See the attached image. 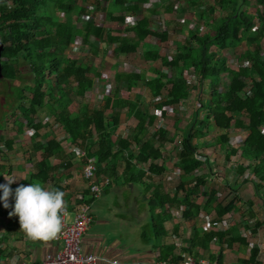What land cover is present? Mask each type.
I'll use <instances>...</instances> for the list:
<instances>
[{
  "label": "trees",
  "instance_id": "obj_1",
  "mask_svg": "<svg viewBox=\"0 0 264 264\" xmlns=\"http://www.w3.org/2000/svg\"><path fill=\"white\" fill-rule=\"evenodd\" d=\"M213 1L206 5V0H164L161 8H147L151 0H0V43L3 46L0 78L22 77L23 63L29 66L27 72L31 77L25 87L14 90V100H8L7 107L15 117L11 123L18 133H22L26 125L31 130L28 145L17 147L14 138L0 137L4 143V149L0 150L3 153L27 154L31 168L27 169L22 185L53 183V189L63 191L65 198L70 185L62 187L59 183L70 182L71 168L78 166L79 171L83 170L87 156L95 158L96 175L100 177L128 178L131 182H140L145 177L153 181L157 173L167 171V179H170L171 169L166 162L174 155V167L179 171L174 178L179 179L180 187L178 185L171 197L160 191L161 184L155 199L163 208L170 203L178 207L184 205L185 218H199L203 209L207 213L215 209L216 217L212 222H217L221 216L235 210V204L223 205L218 201V191L208 188L212 162L200 153L194 141L205 137L214 123L227 132L216 138L222 146L229 142L228 133L244 132L243 140L231 147L227 156L239 150L240 158L250 161L246 166L239 163L237 168L241 174L253 168L257 177L252 180L254 193L264 199V192L260 193L264 185V0H255L252 10L246 8L252 5V0ZM162 9L166 13L194 11L196 17L205 18V23L214 24L216 30L202 35L189 28L190 18L177 20L184 39L178 42L171 58L163 56L157 49L148 48L145 41L149 34L157 35L152 23L158 25L159 21L153 16ZM101 12L108 22H116L122 28L114 29L110 24L95 26V18ZM188 16L191 17L189 13ZM239 34L248 40L254 39V43L244 52L245 63L232 68L220 52L227 38H237ZM168 35V30H162L158 36L166 41ZM93 37L97 40L93 41ZM74 40L87 46L84 60L76 58ZM99 49L104 53L110 51L115 59L122 57L128 65L129 59L141 49L144 62H158L160 67L151 64V75L142 67L139 71L127 67L115 71L114 93L103 94L101 104L95 107L85 97L102 76L94 61ZM135 64L137 66L138 62ZM189 70L194 72L193 82L185 75ZM222 79L224 85L220 86ZM206 80L210 82L209 93L204 96L201 89ZM123 82L127 84L128 97L120 93ZM28 90L30 95L26 94ZM196 91L197 107L184 119L186 121L181 120L180 109L188 107L190 96ZM75 103L78 107L73 110ZM17 110L25 121L16 118ZM41 110L53 116V123L37 118ZM159 115L174 116L177 128L183 131L181 148L172 144L179 140L177 133L170 136L162 126L150 132L149 127H156ZM130 119H135L136 123L127 127L125 135L119 133L114 138L116 128ZM5 124L0 123V129ZM56 127L61 129L59 133L55 132ZM68 143L72 145L70 150H67ZM168 143L171 149L165 153ZM81 150L86 152V157L80 155ZM74 159L78 161L77 166ZM11 160H7L9 164H0V177L12 169ZM203 165L209 172H204ZM17 186L9 187L14 192ZM231 186L237 190L240 184ZM83 192L87 193L88 189ZM203 194L207 195L206 201L197 203L196 199ZM152 203L156 204L155 200ZM249 203L252 205V201ZM13 204L12 195L8 198V208L1 204L0 218L9 232L19 228L18 216H9ZM255 209L250 211L247 220L256 219ZM261 223L256 220L255 230ZM233 230H227V234ZM223 235L218 233L219 238ZM204 237L209 239L207 234ZM237 239L248 245L245 238ZM258 256L259 249L255 247L250 258L252 264H264Z\"/></svg>",
  "mask_w": 264,
  "mask_h": 264
},
{
  "label": "crops",
  "instance_id": "obj_2",
  "mask_svg": "<svg viewBox=\"0 0 264 264\" xmlns=\"http://www.w3.org/2000/svg\"><path fill=\"white\" fill-rule=\"evenodd\" d=\"M153 2H155V0H151V2L147 4V8H161L164 0L159 5L153 4ZM157 17L158 15L153 16L155 19H157ZM112 23L115 24L116 22ZM113 28L115 29L117 27L113 26ZM146 39L145 41L147 42ZM154 40L155 37H152L150 41L154 42ZM147 44L151 43L147 42ZM140 53L139 51L136 56H142ZM148 62H150V64H147L148 67L146 65V67L143 68H146L148 73H150V65L155 62ZM132 69L139 71L138 67H132ZM120 71L121 70H118V72ZM196 93L197 91L190 96L191 102L188 107L184 106L183 109L196 106L194 103L196 102ZM202 93L204 96L208 94H204L205 92ZM178 117L181 120L185 119L183 116ZM130 120L134 121L132 125L136 123L135 119ZM157 120L158 119H156V121ZM211 127H215L217 132L213 133L212 129H210L208 134L203 137L207 138L206 143L203 141L199 144H202L201 150L204 151L203 155L208 156L212 164H215L216 158L210 157L226 147V145L222 146L219 142L217 143L216 138L227 132L216 127L214 123ZM178 129H180V127H178ZM180 132L182 136V129H180ZM126 133L123 132L120 134L125 135ZM228 134L230 136L229 143H231L233 142L231 138L232 134L236 135V133L232 132ZM116 136L117 135H113L114 138H116ZM179 138L182 137L179 136ZM197 140L198 139H194L195 143H197ZM227 145L229 144L227 143ZM236 145L237 144L233 146ZM230 150L231 148H229L228 152ZM227 155L228 153H226V156ZM74 161V165L77 166L78 161L76 159H74ZM171 162L170 159V161L166 162V166L168 169H171L169 172L172 178L170 179H173L175 183L177 179L174 178V175L177 174V169L174 167L175 162L172 165ZM12 167L14 168V165H12ZM77 168L79 167L77 166L71 169L72 175L70 182L64 181L59 183L63 184L62 187L70 185L67 188L68 194L63 199L67 207L70 208L71 213L76 204L75 192L78 194L88 189L89 186V180L84 178L83 170L79 171ZM27 169L28 168H25V170ZM27 172L28 170L25 173L27 174ZM204 172H209V169H205ZM211 172L209 180L216 178V176L213 177L214 170H211ZM26 174L21 178L19 183H13L10 187L13 185H22L26 180ZM167 175V171L161 174L157 173L153 181L143 177L140 182H131L128 178L125 180H115L114 178L109 179L107 176L100 177L101 175H96V180L102 186V191L99 196L91 200L90 213L92 221L81 241L82 252L84 254H93L99 257L93 264H155L160 261H167L172 264L180 261L183 255L205 258L217 264H252L250 258L255 247L259 249L258 259L264 261V241L257 237V235L261 234V229L259 227L255 230L257 217L250 222H246V224H241L238 219L241 207L239 204H235V210L223 215L228 216V222L226 224H221L220 229L216 232L207 230L205 229L206 225L215 224V222H212L216 217L215 209L210 213H207L203 209L200 212L199 218H185L183 216L184 205L178 207L176 203H170L165 204L164 209L158 203L157 199H155L156 195L159 194L156 191L161 184L164 187L161 186L160 191L165 192L171 197L175 195L174 193L176 192L177 186H175L173 190H169V187L165 183V181H167ZM78 176H80L81 179L78 178ZM4 179V174H2L0 183H2ZM105 179L109 180L108 184L104 182ZM243 182H252L249 174L248 177H245ZM235 184H238V182ZM149 185H151L150 189L147 188ZM42 187L53 189V183H47ZM87 193H89V189ZM161 195H163V193H161ZM206 198V194L200 195L196 199V202L204 204ZM152 200H155L156 204L152 203ZM239 201H241V199ZM261 202L264 208V199L262 197ZM1 204L2 202H0V211L2 209ZM252 207L253 204L251 205L249 203L246 213L251 211L250 209ZM70 217H73V214H70ZM252 222L255 223L250 225L249 223ZM234 228H237V230H233ZM227 230H233V232L228 235ZM247 230L253 232V239L250 240L244 235ZM218 233H223V237L219 238ZM205 234L208 235L209 241L205 240ZM238 237L245 238L248 245L241 243L239 239H237ZM233 238H235V241H231ZM60 247L61 243L54 240H30L18 227H15L13 231L9 232L5 221H3L2 217L0 218V264H41L47 253L54 254Z\"/></svg>",
  "mask_w": 264,
  "mask_h": 264
},
{
  "label": "rangeland",
  "instance_id": "obj_3",
  "mask_svg": "<svg viewBox=\"0 0 264 264\" xmlns=\"http://www.w3.org/2000/svg\"><path fill=\"white\" fill-rule=\"evenodd\" d=\"M162 1L163 0H155L153 4L159 5ZM206 1H207L206 5H209L214 2L213 0H206ZM246 8H249L250 10L255 8V0H252V5ZM188 13L190 14L191 17L188 16ZM194 13L195 12L192 11V12H179V13H168L167 14L166 12L161 10V12L158 14V17H157L159 21L158 25L156 22L152 23V30L157 35L149 34L146 39L147 42L151 43V44H147L148 48H155L161 53V55L169 56L171 58L176 50L175 47L178 44V42L184 39L182 31L179 30L177 20H184V19L190 18L189 28L194 29L197 33L202 34V35H205V33L207 32L208 34H213L216 30V26L212 23H205V20H206L205 18L201 19L199 15H197L196 17ZM58 14L61 15V13H58ZM95 19H96L95 26L97 27H103L105 24H111L112 26L117 27L118 29L122 28V26L118 25L117 23L114 24L112 22H108L103 12L99 13ZM162 30H168L169 32V35L166 41H162L158 36L161 34ZM152 37H155L154 42L150 41ZM92 40L96 41L97 39L93 37ZM75 43L77 44V47H74V49L77 50L76 58H78L79 60H84L87 55V46L79 45L80 43H78L77 41H75ZM253 43H254V39L250 38L248 40L241 34H239L237 38L229 37L226 39L225 48L224 50L220 52V54L226 57L227 59L226 64L229 67L238 68V66L245 63L244 52L248 47L252 48ZM141 51L142 50L140 49V52ZM130 59H132L130 60L131 65L130 64L128 65L127 63L123 61V58L115 59L112 56L110 51L104 53L103 49H99L97 56L94 57V61L96 62V64H98V68L100 72L102 73V76L95 81L92 89L87 92V96L85 97V100L89 102V104L95 107H98L101 104V98L103 94L105 93L113 94L115 91V87L113 83L115 81V77H114L115 71H118V70L122 71L126 67L131 68V69L132 67L134 68L142 67L143 68V67H146L147 64H150V62H144L142 60V56L140 55L136 57L132 56V58ZM136 62H138L137 66L134 64ZM153 65L156 67H160V64L158 62H155ZM162 68L164 69V71H169L167 67H162ZM22 69L25 73L23 74L22 77L16 80H6V79L3 80L2 78H0V123H4V124L6 123L4 125V128L0 129V137L2 136L3 139L4 138H14L15 146L17 147L19 146L24 147L28 145V142L30 140V135H31V130L29 129L27 125L22 133H18V131L16 130L17 127L11 123L15 120V117L11 113L12 110L9 111L7 108L8 100H11V99L14 100V90L18 87H25L26 83L29 80H31V77L28 75L29 72H27L30 70L29 66L23 63ZM190 71H186V76L188 77L189 80L192 79L194 76V74L191 73ZM149 75H151V73H149ZM224 76L225 75L223 74V78ZM224 81L225 80L221 81L222 83L220 84V86L224 85ZM209 83H210L209 80H206L202 84L201 90H203L202 92H205L204 94L209 93ZM120 93L123 97L129 96L130 93H129L126 83H121ZM26 94L30 95L29 90L28 92H26ZM77 107H78L77 103L72 105L73 110H76ZM194 108L195 106L194 107L190 106L188 109H180L179 116H183L184 118L188 119V116H191V113L193 112ZM167 109L170 111L171 106L167 107ZM7 110L9 112H7ZM16 114H18L16 117L17 119H20L21 121L24 120V118L21 116L20 110H17ZM4 116L6 117L3 119ZM37 118L41 119L42 121H48L50 123H53V116L48 114L46 110H41L38 113ZM157 119L158 120L156 121V124H155L156 127L157 126L164 127L165 129L168 130L170 136L177 133L180 137H182L180 129L177 128L176 119L174 118L173 115H171L170 117L168 116L167 118H163L159 115ZM132 122L134 121L127 120L126 123L121 124L118 128H116L115 135L117 133H123V132L126 133L127 127L131 125ZM156 127H149L150 132L154 131ZM211 129L213 133L217 132L215 130V127L213 128L211 127ZM60 131L61 129L59 127L55 128V132L59 133ZM235 133L236 135L232 134V137H231L233 142L231 143L228 142L229 145H227L226 143V147L224 149L219 150L217 154L212 155L210 157V158L212 157L216 158L215 164H211L210 166L211 169L214 170L213 177L216 176V178L209 180L207 183V186L208 188H214L218 191L219 193L218 200L225 206L229 204H239L240 205L241 209L239 212L238 219L241 224L243 223L246 224V222H250L253 219L252 218L250 220H247V218L249 217L250 211L246 213L249 201H252L253 207L250 210H252L253 208H256L255 210H256L257 220H260L262 222L261 225L259 226L261 229V234L257 235V237L260 240L264 241V208L261 205L262 203L261 197L254 193L255 191H254V186L252 182H243L245 177H248V174L250 175V178L252 180L254 179L257 180V177L254 174L253 168L248 169L244 174H241L239 172L237 168V164L242 163V164L247 165L249 162V160L247 159L240 158L239 150L237 151V153H233L229 157L226 156V153L228 152L229 148L233 147V145L235 144L237 145L240 144V142L245 137L244 132L241 130H238V131L236 130ZM228 137H230L229 134H228ZM197 139H198L197 143L199 144V143H202L203 141H205L204 143H206L207 138H197ZM3 144H4L3 141H1L0 139V150L4 149ZM172 144H174L178 148H181V138H179V140L176 143H172ZM201 146L202 144H199V151L201 154H204V151L201 150ZM71 147L72 145L68 143L67 150L68 149L70 150ZM170 149H171V145L168 143L165 153H169ZM172 153L174 154L175 151L173 150ZM26 156L27 154H24V153L21 154L19 152L3 153L2 151H0V164H3V163L8 164L7 160L12 159L11 162L13 163L12 165H14V168L12 167V169L4 173V175L8 176L9 178H15L13 183H19L21 178H23L24 175L26 174L25 172L27 170H25V168H31L30 164H28L29 162ZM171 161H172L171 165L174 162H176V158L174 155L171 156ZM19 164H20V168H19ZM205 168L206 166L203 165L204 170ZM60 169H63V168H60ZM176 172H178V170ZM7 173H10V175H8ZM78 178H80V176H78ZM3 182L6 183L5 179L2 181V183ZM180 182L182 181L180 180ZM237 182L240 184V186L237 190H234L233 187L229 184H235ZM165 183L169 187V190L171 189L173 190L174 187L175 186L178 187V185L180 187V184H181V183L178 184L179 179L175 183L173 179H167ZM60 185L63 186V184H60ZM263 188H264V185H262V187L260 188V193L263 191ZM238 198H240L241 201H239ZM254 223L255 222H252L249 224L253 225Z\"/></svg>",
  "mask_w": 264,
  "mask_h": 264
},
{
  "label": "built area",
  "instance_id": "obj_4",
  "mask_svg": "<svg viewBox=\"0 0 264 264\" xmlns=\"http://www.w3.org/2000/svg\"><path fill=\"white\" fill-rule=\"evenodd\" d=\"M81 156L86 157V152L82 150ZM96 160L92 156H87V161L83 168V176L89 180V193L79 192L76 195V204L72 213L65 205V216L63 218V227L61 232L57 235L54 241L61 243L59 250L54 253H47L41 264H93L99 257L93 254H84L82 252L81 241L84 233L88 230L92 217H91V199L96 198L102 191V186L96 180ZM104 182L108 184L109 180L105 179ZM73 214V217H70ZM228 222V216L215 222V224H208L205 229L216 232L220 229L221 224ZM244 235L248 239H253L254 234L247 230ZM155 264H171L167 261H160ZM172 264H217L205 258H195L192 255H183V258L177 263Z\"/></svg>",
  "mask_w": 264,
  "mask_h": 264
},
{
  "label": "clouds",
  "instance_id": "obj_5",
  "mask_svg": "<svg viewBox=\"0 0 264 264\" xmlns=\"http://www.w3.org/2000/svg\"><path fill=\"white\" fill-rule=\"evenodd\" d=\"M190 72L194 74L193 71ZM193 78L190 79L192 82ZM4 177L6 183H0V202L8 208L9 196L14 197L9 216H18L20 231L30 240H54L63 227L66 205L64 192L59 189H46L33 183L17 186L13 192L9 186L15 178Z\"/></svg>",
  "mask_w": 264,
  "mask_h": 264
},
{
  "label": "water",
  "instance_id": "obj_6",
  "mask_svg": "<svg viewBox=\"0 0 264 264\" xmlns=\"http://www.w3.org/2000/svg\"><path fill=\"white\" fill-rule=\"evenodd\" d=\"M2 44L0 43V59H1V52H2ZM1 70H2V65H1V62H0V75H1Z\"/></svg>",
  "mask_w": 264,
  "mask_h": 264
}]
</instances>
